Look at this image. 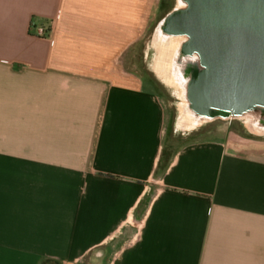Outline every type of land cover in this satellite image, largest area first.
Segmentation results:
<instances>
[{
  "label": "crops",
  "instance_id": "0c3cea01",
  "mask_svg": "<svg viewBox=\"0 0 264 264\" xmlns=\"http://www.w3.org/2000/svg\"><path fill=\"white\" fill-rule=\"evenodd\" d=\"M159 4L0 0V264H264V148L168 137L121 61Z\"/></svg>",
  "mask_w": 264,
  "mask_h": 264
},
{
  "label": "water",
  "instance_id": "95a60500",
  "mask_svg": "<svg viewBox=\"0 0 264 264\" xmlns=\"http://www.w3.org/2000/svg\"><path fill=\"white\" fill-rule=\"evenodd\" d=\"M154 43L180 89L178 128L241 120L264 136V0H177Z\"/></svg>",
  "mask_w": 264,
  "mask_h": 264
},
{
  "label": "rangeland",
  "instance_id": "374dc122",
  "mask_svg": "<svg viewBox=\"0 0 264 264\" xmlns=\"http://www.w3.org/2000/svg\"><path fill=\"white\" fill-rule=\"evenodd\" d=\"M177 5V0H160L157 18L152 23L150 31L136 44H134L121 58L126 70L137 74H144L147 83L157 91L167 106L169 118L168 137L175 136L182 143L190 140H202L210 137H225L235 144H258L264 148V136L252 133L241 120H215L204 123L192 130L178 128L177 121L180 112V99L176 92L161 83L154 69L158 63L161 50L154 43L155 30L162 18L171 12Z\"/></svg>",
  "mask_w": 264,
  "mask_h": 264
},
{
  "label": "bare ground",
  "instance_id": "6f19581e",
  "mask_svg": "<svg viewBox=\"0 0 264 264\" xmlns=\"http://www.w3.org/2000/svg\"><path fill=\"white\" fill-rule=\"evenodd\" d=\"M154 73L156 76L168 87L174 88L178 96L180 95V89L177 87H174V85L171 83L170 79L167 77L165 73L162 71L158 70L157 68L154 69ZM184 128V127H183Z\"/></svg>",
  "mask_w": 264,
  "mask_h": 264
},
{
  "label": "built area",
  "instance_id": "2783aa9c",
  "mask_svg": "<svg viewBox=\"0 0 264 264\" xmlns=\"http://www.w3.org/2000/svg\"><path fill=\"white\" fill-rule=\"evenodd\" d=\"M38 36H45V34H46V29L45 28H43V27H39L38 28Z\"/></svg>",
  "mask_w": 264,
  "mask_h": 264
},
{
  "label": "trees",
  "instance_id": "16d2710c",
  "mask_svg": "<svg viewBox=\"0 0 264 264\" xmlns=\"http://www.w3.org/2000/svg\"><path fill=\"white\" fill-rule=\"evenodd\" d=\"M163 19H164V18H162V19L160 20V22H161ZM160 22H159V23H160Z\"/></svg>",
  "mask_w": 264,
  "mask_h": 264
}]
</instances>
